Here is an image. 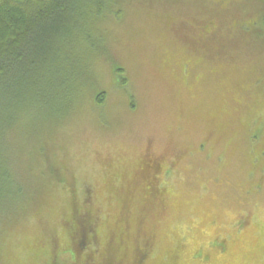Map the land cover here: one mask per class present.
<instances>
[{
  "label": "rangeland",
  "instance_id": "374dc122",
  "mask_svg": "<svg viewBox=\"0 0 264 264\" xmlns=\"http://www.w3.org/2000/svg\"><path fill=\"white\" fill-rule=\"evenodd\" d=\"M70 21L65 97L35 69L11 100L0 264L61 246L75 264L85 207L100 235L77 264H264V0L81 2Z\"/></svg>",
  "mask_w": 264,
  "mask_h": 264
},
{
  "label": "trees",
  "instance_id": "16d2710c",
  "mask_svg": "<svg viewBox=\"0 0 264 264\" xmlns=\"http://www.w3.org/2000/svg\"><path fill=\"white\" fill-rule=\"evenodd\" d=\"M81 2L85 3L86 15L93 7L95 11L102 13L110 0H0L1 208L4 205L7 206V203H5L7 197L9 195L13 196V191L10 193L4 188L5 186L6 188L10 185L12 186L11 183L14 182V178L9 171L6 149L3 146L8 134V125L10 126L16 119L17 103L13 104L11 100L14 99L18 80H25L26 76L31 79V74H33L35 69H44V74L41 71V75H39V70L35 72L36 76H38L37 78H41V82L44 79L48 80V83L46 82L47 97L49 99L52 98L54 101H58L59 96L65 97L60 92L65 88L64 84H67L70 78L68 75L56 74L51 72V70L55 67L56 63L54 61L61 58L63 50H66L67 54L70 55L69 42L67 41V43L65 40L66 37H69L67 35L71 25L70 17L79 15ZM53 74H56V76H53ZM70 83L68 87H70ZM67 90L69 93V88ZM9 113L11 116H9ZM13 194L15 195V191ZM16 194H18V197L22 196L19 193ZM86 208L84 211L77 208L82 221L79 222L77 220L70 223L69 229L75 237V241L70 238L71 245L73 247L79 246L80 242L84 240L85 246L87 245L85 250L87 251L91 245H94L93 240L96 235H100V230L94 229L95 224L91 223V218ZM82 222L85 223V227H81V224H84ZM62 247H59L58 252L52 255L53 261L55 259L57 264H63L59 253ZM73 247L69 250L68 246H66L63 254L67 253V256L73 259V263L77 264ZM39 254L40 252H37V255ZM59 259L60 262L58 261ZM85 264H91V261L86 259Z\"/></svg>",
  "mask_w": 264,
  "mask_h": 264
}]
</instances>
